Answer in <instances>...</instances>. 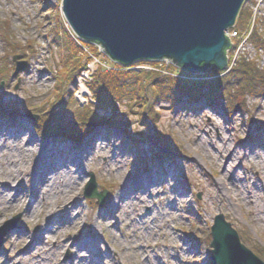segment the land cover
<instances>
[{
  "label": "rangeland",
  "instance_id": "374dc122",
  "mask_svg": "<svg viewBox=\"0 0 264 264\" xmlns=\"http://www.w3.org/2000/svg\"><path fill=\"white\" fill-rule=\"evenodd\" d=\"M63 3L0 0V180L29 192L24 208L7 209L0 202V234H5L0 236V264H211L210 232L219 214L264 261V87L253 90L231 76L229 98L208 86L196 95L161 94L149 87L147 111L125 100L116 108L103 100L88 106L93 94L80 105L72 91L84 60L91 57V62L114 67L112 72L122 69L95 44L75 48ZM238 18L234 32L239 34L226 33L233 50L225 74L212 68L202 79L168 60L133 68L156 73L160 81L213 82L225 78L237 57L242 62L236 66L249 71L247 79L264 74V0H246L243 22ZM251 31L263 47L248 41ZM16 57L26 63L18 73ZM65 71L72 72L62 78ZM78 136L83 138L75 142ZM12 140H21L13 151L15 162L7 159ZM35 141H40L41 154L49 152L55 159L52 167L53 159L43 166L44 174L84 180L64 194L71 203L66 211L65 200L56 198L49 202L52 209L29 215L44 187L35 182V172H42L41 159L32 163L38 157ZM11 172L14 177L8 178ZM91 174L100 192L110 191L103 206L85 197ZM139 180L144 189L134 187ZM149 180L155 189L145 183ZM83 243L90 250H79Z\"/></svg>",
  "mask_w": 264,
  "mask_h": 264
},
{
  "label": "water",
  "instance_id": "95a60500",
  "mask_svg": "<svg viewBox=\"0 0 264 264\" xmlns=\"http://www.w3.org/2000/svg\"><path fill=\"white\" fill-rule=\"evenodd\" d=\"M245 1L64 0L63 11L79 39L99 45L120 65L168 60L190 73L204 74L212 66L227 68L226 50L233 44L226 33L235 26ZM25 67L17 63L16 73ZM85 197L97 199L100 206L109 202L107 192H98L93 175ZM211 236L212 264H264L222 214L215 217Z\"/></svg>",
  "mask_w": 264,
  "mask_h": 264
},
{
  "label": "trees",
  "instance_id": "16d2710c",
  "mask_svg": "<svg viewBox=\"0 0 264 264\" xmlns=\"http://www.w3.org/2000/svg\"><path fill=\"white\" fill-rule=\"evenodd\" d=\"M241 14H242V9L240 11L238 21L240 20ZM240 22L242 23L243 21L240 20ZM251 41H253V43L256 46L263 47L261 43L257 40V38L256 39L253 38V40ZM72 42L75 44V48L79 47L80 50L84 49V46L86 45V43L77 40L74 36H72ZM88 46H93V45H88ZM226 54H227V50H226ZM122 66L116 65V67L121 68L122 70L111 72V73H105L104 71H99L96 74L95 81L91 87L95 97L100 101L103 100V101L108 102V104L111 105L112 108H116L117 102L125 100V101H131L134 104L139 105V108L143 109L144 111H147L149 102L147 101L148 99L145 96V92L148 90L149 87L153 91L157 90L161 94H166L168 93V91H171L172 93V90H175L177 93L178 92L185 93L187 95L189 94L188 92H192L194 95H196V93L199 92L200 88L202 89L208 86V87H212V91L213 90L217 91L219 95L220 94L226 95L228 98L231 95L228 92L229 90L227 88V85L230 84L231 82L229 81L231 76L234 77L232 79H235L238 82H242L244 80L248 85L250 84L253 90H257L256 88L264 87V74L263 73L259 75H254L249 80L247 79V76H246V73L249 71L247 70V68H243L241 66L239 67L236 66L232 68L227 73L225 78H220V80H216V81L212 80L213 82H208V80L206 81L198 80L194 82L191 81L189 83L191 86L187 84V82H185L184 80H181L178 78L176 79L172 77H166L164 80L160 81L157 78L156 73H153V72L147 73L143 71L136 72L135 69H131L134 66L127 67V68L122 67ZM250 68L252 69L253 67L250 65ZM224 70L226 69L218 70V74L219 75L224 74ZM71 72L65 71L64 76H61V77L62 78L65 76L67 77V74L69 75V73ZM184 79H188V78H184ZM255 81H259L260 85L252 86L253 85L252 82H255ZM167 86H169V88ZM157 87H160V88H157ZM91 121L93 120H90L89 123H92Z\"/></svg>",
  "mask_w": 264,
  "mask_h": 264
},
{
  "label": "bare ground",
  "instance_id": "6f19581e",
  "mask_svg": "<svg viewBox=\"0 0 264 264\" xmlns=\"http://www.w3.org/2000/svg\"><path fill=\"white\" fill-rule=\"evenodd\" d=\"M227 37H229V36L227 35ZM84 42H86L88 45H91L90 42H87V41H84ZM97 46H99V45H97ZM230 50H233V47H231L230 49H227V54H226L227 67L230 65V62L228 61V56H229V53L228 52ZM236 60L238 61L237 63H236ZM158 61L161 62L163 60H158ZM158 61H155V62H158ZM140 62H144V61L136 62V64L137 63H140ZM233 62H234L233 64H235V67H236V65L238 63L242 62V61H241V59L239 60L236 57ZM212 68H215L216 70H220V69H217L214 66H212L210 69H212ZM179 69L182 70L184 73H187L189 75L190 74H194V73H190V72H188L185 69H182L180 67H179ZM210 69H208V71ZM184 78H187V77H184ZM2 133H6V132H2ZM22 138H24V137L22 136ZM223 138L225 139V137H223ZM20 142H21V140H12L11 143L7 144L8 145V149L9 150L11 149L8 152V157H7L8 161L9 160H10V162L11 161H13V162L16 161V156L14 155V152L13 151L15 149L19 148ZM32 144L35 147L33 149V151L34 152H37V150H38V157H37V159L36 158L33 159L32 163H34V161H38V160L41 159L40 170L42 172H40V171L39 172H37V171L35 172L36 173L35 182L37 184L36 186L38 187L41 182H44V185H43L44 187L41 188L40 193L37 195V197L35 198V201H34V203L37 202L36 204H39L40 206L36 208V204L35 205H32V206L30 204H28V206H31V210H30L29 215H31L32 213H35V212H39L44 207H47V209H52V205L50 206V203H49L50 200L56 199V198L57 199L58 198H62V200H65V195L64 194H66V192L72 193L75 190L74 188H77L82 183V181H84V180L76 179L74 176H71L70 174H68L67 177L62 176L61 174L60 175L57 174V175H55V177H48L46 174H44L45 170L43 169V166L49 164V162H50L49 160L53 159V161L50 162L51 163V167H52L53 165H55L54 164L55 159L52 158L49 155V152H45L44 155L41 154V144H40V141H38V142L35 141ZM1 146H2V141L0 140V151L3 152ZM81 156L82 155H80L79 157H81ZM67 158L74 160L73 156H68ZM80 166H83V164H80ZM108 167H110V165H108ZM55 172L58 173L57 170ZM11 177H14V174L12 172L10 173V175H9L8 178H11ZM145 183H148L149 184V188H151L152 190L156 188V183L154 181L152 182V180H149V181H147ZM134 187L136 189H140V190L141 189H144L143 182H141V180L137 181L135 183ZM224 187L226 188V185H224ZM0 190H2V191H0V202H6L5 204L7 205L6 206L7 209H8V207L11 208V207H15V206H18V205H20L22 208L25 207L24 204L26 205V203H25L24 199L26 200L27 197H25V196H27L29 194L28 191L26 192L24 190V194H23V192L22 193L20 191L18 192V191L15 190V187L14 186H11L8 182H4L2 180H0ZM13 198H15V199L13 201H11ZM7 200H8V202H7ZM131 201H132V198L129 197V198H126V201H124L123 203L126 205V204L131 203ZM64 203H65V205H64L63 208H64V211H66V210H68V207H69V205L71 203H70V200H65ZM141 203L144 204L145 202L144 201H141ZM118 205H119L118 204V200H116V202L113 203V206L116 209L115 215H117L118 212H120V210L117 209ZM126 206H128V205H126ZM124 208L125 207H123L122 209H124ZM0 216H2V210L1 209H0ZM49 224L51 225V222ZM52 229H54V226H51V230ZM42 233H43V231H42ZM45 233H47V232H45ZM44 236L47 238L48 235L45 234ZM44 236L43 237L41 236L42 237L41 239H43L44 241H46V239L44 238ZM18 240L20 242H23L25 239H24V237H21V235H19ZM79 248H80L79 250H83V251H86L87 252L88 250H90L91 246L88 245V244H86V243H83Z\"/></svg>",
  "mask_w": 264,
  "mask_h": 264
},
{
  "label": "built area",
  "instance_id": "2783aa9c",
  "mask_svg": "<svg viewBox=\"0 0 264 264\" xmlns=\"http://www.w3.org/2000/svg\"><path fill=\"white\" fill-rule=\"evenodd\" d=\"M231 32H232V30H231ZM230 32V33H231ZM233 35H236L237 36V32H233L232 33ZM231 39H232V36H231ZM90 76H91V73H90V71H87V72H84L83 74H82V76H81V78H80V82H79V87H80V90H81V92H83V90H85V86L83 85V81H87V80H89L90 79Z\"/></svg>",
  "mask_w": 264,
  "mask_h": 264
}]
</instances>
